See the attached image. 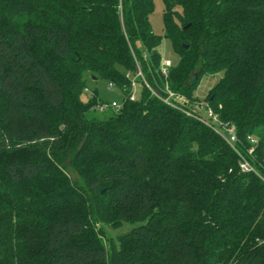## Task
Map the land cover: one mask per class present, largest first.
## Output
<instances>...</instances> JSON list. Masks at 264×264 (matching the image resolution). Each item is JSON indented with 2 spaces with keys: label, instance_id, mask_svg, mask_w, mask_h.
<instances>
[{
  "label": "trees",
  "instance_id": "obj_1",
  "mask_svg": "<svg viewBox=\"0 0 264 264\" xmlns=\"http://www.w3.org/2000/svg\"><path fill=\"white\" fill-rule=\"evenodd\" d=\"M163 1L170 88L221 75L206 101L264 159V0ZM154 11L0 0V264H264V184L220 136L147 89L103 118L82 98L87 73L128 95L133 53L164 87Z\"/></svg>",
  "mask_w": 264,
  "mask_h": 264
},
{
  "label": "built area",
  "instance_id": "obj_2",
  "mask_svg": "<svg viewBox=\"0 0 264 264\" xmlns=\"http://www.w3.org/2000/svg\"><path fill=\"white\" fill-rule=\"evenodd\" d=\"M120 11H122L121 5ZM133 55L136 61L137 70L135 72L127 71L125 73L126 78L130 82L128 95L123 93L124 99L121 103L116 101L99 102L92 108V111L101 114L110 111L118 112L122 109L125 102L139 100L143 89H147L153 96L157 97L169 107L198 120L216 135L220 136L237 155L240 172L244 174H252L264 184V159L260 158L258 155L260 143L256 137L249 136L247 139L241 138L238 135L236 125L223 121L219 114L210 106L208 101H192L186 95L172 90L167 81L170 69L174 66L171 60H162L160 65L159 73L165 79L164 87H162L159 86L156 81H154L155 85L151 84L145 75L137 56L134 53ZM148 58V54L145 53L144 59L147 60ZM113 87L117 88L113 83H110L109 88L112 89ZM138 87L140 88L139 97L135 94Z\"/></svg>",
  "mask_w": 264,
  "mask_h": 264
},
{
  "label": "rangeland",
  "instance_id": "obj_3",
  "mask_svg": "<svg viewBox=\"0 0 264 264\" xmlns=\"http://www.w3.org/2000/svg\"><path fill=\"white\" fill-rule=\"evenodd\" d=\"M155 2V11L150 16V21L152 24L153 31L162 36L163 40L160 46L157 48V51L161 55L162 60H171L174 65L179 62V56L173 51L171 42L164 37L165 29H164V22H163V13L165 9L164 1L163 0H154ZM221 75H217L215 77H205L203 78L202 82L200 83L199 87L195 90V96L198 97L200 100H207V96L210 90L216 85L219 81ZM87 81V88L86 92L82 95L83 100H88L94 94V91H98L99 100L102 102H112L116 101L121 103L124 99V94L119 89L113 87L110 89V83L106 80L98 79L94 80L90 73L85 75ZM136 96H140V88L138 87L136 91ZM93 116L103 118L105 114H101L98 112H93ZM132 228L131 224L122 225L117 228H111L106 226V236L108 239H112L115 242L116 240L128 233ZM107 244L110 245L111 241L107 240Z\"/></svg>",
  "mask_w": 264,
  "mask_h": 264
}]
</instances>
